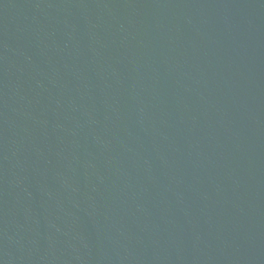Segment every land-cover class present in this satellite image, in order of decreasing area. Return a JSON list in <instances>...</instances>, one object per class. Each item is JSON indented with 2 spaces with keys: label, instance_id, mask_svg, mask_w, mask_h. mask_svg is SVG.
<instances>
[{
  "label": "water",
  "instance_id": "1",
  "mask_svg": "<svg viewBox=\"0 0 264 264\" xmlns=\"http://www.w3.org/2000/svg\"><path fill=\"white\" fill-rule=\"evenodd\" d=\"M0 264H264V0H0Z\"/></svg>",
  "mask_w": 264,
  "mask_h": 264
}]
</instances>
